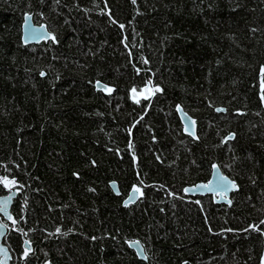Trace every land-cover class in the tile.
<instances>
[{
  "label": "trees",
  "instance_id": "trees-1",
  "mask_svg": "<svg viewBox=\"0 0 264 264\" xmlns=\"http://www.w3.org/2000/svg\"><path fill=\"white\" fill-rule=\"evenodd\" d=\"M25 15L52 38L24 45ZM213 164L229 206L183 195ZM11 190L10 264H264V0H0Z\"/></svg>",
  "mask_w": 264,
  "mask_h": 264
},
{
  "label": "water",
  "instance_id": "water-1",
  "mask_svg": "<svg viewBox=\"0 0 264 264\" xmlns=\"http://www.w3.org/2000/svg\"><path fill=\"white\" fill-rule=\"evenodd\" d=\"M52 38L51 34L47 31L45 25H35L32 21V17L25 15L21 25V40L24 45H35L42 41H49ZM97 91L103 93H110L111 89L102 83L97 82L95 84ZM110 90V91H109ZM152 96V88L150 84H147L140 92L131 91L130 98L132 101L138 100H149ZM177 117L182 126V132L185 136L196 140V125L194 119L188 115L180 106L176 107ZM215 113H225L222 108H216ZM233 135H229L225 138V141H231ZM235 183L230 180L227 176L223 175L220 168L213 164L211 166L210 177L206 182L196 183L194 185L187 186L183 189V195L185 197H206L210 196L215 204L230 205V195L238 190L237 186L231 187ZM110 189L114 195L119 196L118 186L115 182L109 184ZM140 196V192L137 189H132L128 196L124 199L122 205L128 206L134 204ZM16 197V191L11 190L6 196L0 197V264H10V253L7 247L3 244L5 236L7 234V227L5 222L11 220V207L13 200ZM128 247L134 251L136 257L145 261L146 256L142 245L138 241L128 243ZM27 251L30 248L26 245Z\"/></svg>",
  "mask_w": 264,
  "mask_h": 264
},
{
  "label": "snow or ice",
  "instance_id": "snow-or-ice-1",
  "mask_svg": "<svg viewBox=\"0 0 264 264\" xmlns=\"http://www.w3.org/2000/svg\"><path fill=\"white\" fill-rule=\"evenodd\" d=\"M42 75H43V74H42ZM109 91H110V90H109ZM5 183H7V182H5ZM13 183H14V182H13ZM231 187H233V188H234V187H235V185H234V184H232V185H231ZM0 210H3V209H0Z\"/></svg>",
  "mask_w": 264,
  "mask_h": 264
},
{
  "label": "bare ground",
  "instance_id": "bare-ground-1",
  "mask_svg": "<svg viewBox=\"0 0 264 264\" xmlns=\"http://www.w3.org/2000/svg\"><path fill=\"white\" fill-rule=\"evenodd\" d=\"M23 43V42H22ZM177 107V106H176ZM182 108V107H181ZM176 109V108H175ZM176 111V110H175ZM177 114V113H176ZM181 125V124H180ZM182 127V126H181ZM183 133V132H182ZM188 137V136H187ZM190 138V137H189ZM192 139V138H191Z\"/></svg>",
  "mask_w": 264,
  "mask_h": 264
}]
</instances>
